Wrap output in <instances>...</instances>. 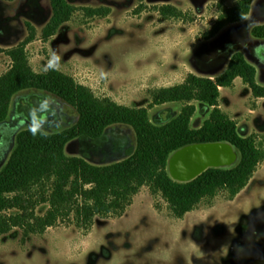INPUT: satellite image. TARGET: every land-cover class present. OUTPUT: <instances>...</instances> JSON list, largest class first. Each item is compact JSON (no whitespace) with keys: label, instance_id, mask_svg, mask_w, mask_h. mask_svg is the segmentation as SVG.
I'll return each mask as SVG.
<instances>
[{"label":"rangeland","instance_id":"1","mask_svg":"<svg viewBox=\"0 0 264 264\" xmlns=\"http://www.w3.org/2000/svg\"><path fill=\"white\" fill-rule=\"evenodd\" d=\"M68 1L77 8L72 19L45 40L43 29L53 14L51 0H0V75L12 65L5 49L28 37L30 23L36 36L26 49L35 71L55 67L91 87L97 96L128 106L150 107L155 89L182 83L188 71L204 78L222 73L235 51L244 53L257 68L258 82L264 84V39L252 35V28L264 23V0H254L245 21L228 25L211 40L204 33L223 6H233L238 0ZM166 4L178 7L184 15L164 18L158 10ZM87 9L107 13L93 15ZM221 95V108L238 121L239 131L258 134L264 146V97H254L240 77L234 87L221 88ZM191 103L196 106L192 127L199 128L211 107L197 99ZM185 104L155 105L150 118L156 124L165 123ZM78 118L73 106L53 94L40 90L18 93L7 119L0 123V169L21 130L59 131ZM136 147L133 128L118 124L100 139L71 141L66 152L106 165L125 159ZM176 152L168 161L170 175L176 171L172 164ZM238 161L239 157L226 167ZM263 204L264 162L234 200L221 191L202 200L183 218L171 214L161 193L153 194L143 186L122 216H96L87 229L66 220L43 233L25 236L24 228L14 227L0 238V264H222L233 240L239 241L240 231L247 229V224L241 226L243 215ZM48 207L40 204L36 211L45 214ZM242 234L245 239L236 250L250 253L251 264H264V238L259 242L264 222L251 221V228Z\"/></svg>","mask_w":264,"mask_h":264},{"label":"trees","instance_id":"2","mask_svg":"<svg viewBox=\"0 0 264 264\" xmlns=\"http://www.w3.org/2000/svg\"><path fill=\"white\" fill-rule=\"evenodd\" d=\"M253 2L238 0L233 6H223L204 38L211 40L228 25L245 21ZM51 5L53 14L43 29L45 40L70 21L77 10L68 0H51ZM87 10L93 15L107 13L104 9ZM158 11L164 18L184 15L171 4ZM28 27L25 40L3 50L12 65L0 75V123L7 119L15 95L25 90L45 91L61 98L77 110L79 118L74 125L59 131L30 127L18 133L9 159L0 169V238L17 226L24 228L28 236L66 220L90 228L96 216H122L143 186H148L153 194L161 193L171 214L183 218L202 200L214 198L221 191L234 200L264 162V146L258 134L243 135L238 121L220 106L221 87H234L239 77L250 86L254 97H264L257 68L243 52L235 51L227 68L218 75L204 78L189 73L180 84L155 89L150 107H132L97 96L91 87L55 67L35 71L26 47L36 33L30 23ZM252 35L264 39V23L255 25ZM195 99L212 107L199 128L191 123L196 112L191 102ZM168 102L186 104L167 122L154 123L150 108ZM118 124L132 127L137 137L135 151L125 159L99 165L67 154L71 141L80 137L100 139ZM216 142L230 143L238 153V163L209 167L186 182L170 175L168 161L174 152L193 144ZM40 204H48L45 214L37 213Z\"/></svg>","mask_w":264,"mask_h":264},{"label":"water","instance_id":"3","mask_svg":"<svg viewBox=\"0 0 264 264\" xmlns=\"http://www.w3.org/2000/svg\"><path fill=\"white\" fill-rule=\"evenodd\" d=\"M238 153L230 143H200L178 150L172 158L177 181H190L209 167H225L236 161Z\"/></svg>","mask_w":264,"mask_h":264},{"label":"flooded vegetation","instance_id":"4","mask_svg":"<svg viewBox=\"0 0 264 264\" xmlns=\"http://www.w3.org/2000/svg\"><path fill=\"white\" fill-rule=\"evenodd\" d=\"M242 219L240 220L241 222L243 221L241 226L243 228L247 224V229L240 231V234L238 235L239 241L233 240L229 249L230 252L226 256H224L226 257L225 263L223 262L222 264H251L250 253H245V250L238 251L236 250V247H240V245L243 244L245 235H243L242 233H245V231H248L249 228H251V221L255 222L258 219V221L261 220L262 222H264V204L262 206L254 208L249 214L243 215ZM240 224L241 223H239L237 226L238 229ZM257 238L258 237L256 235H253V240L257 241ZM262 238H264V235L259 240L260 244H262Z\"/></svg>","mask_w":264,"mask_h":264},{"label":"crops","instance_id":"5","mask_svg":"<svg viewBox=\"0 0 264 264\" xmlns=\"http://www.w3.org/2000/svg\"><path fill=\"white\" fill-rule=\"evenodd\" d=\"M191 71H188V73H186V74H189ZM184 81V78H183V80L181 81V82H183ZM221 88H223V87H221ZM222 96V95H221ZM220 100H221V98H220ZM220 106H222V105H220ZM211 110H212V107H211ZM236 198V197H235Z\"/></svg>","mask_w":264,"mask_h":264}]
</instances>
